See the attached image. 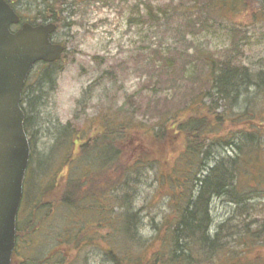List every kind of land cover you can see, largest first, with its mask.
<instances>
[{"label":"rangeland","instance_id":"obj_1","mask_svg":"<svg viewBox=\"0 0 264 264\" xmlns=\"http://www.w3.org/2000/svg\"><path fill=\"white\" fill-rule=\"evenodd\" d=\"M45 1L50 0H22L17 3L19 13L24 19L35 21L39 6ZM67 1L64 13L66 26H60L53 39L56 43H65L67 52L62 61L51 68L50 73L55 74L53 77L49 79L46 76L48 70L39 64L32 78V85L36 86L43 74L42 86L48 90L45 99L36 94L33 100L35 106L40 105L30 113L29 139L32 138L34 159L28 174L37 183L43 181L45 188H53L51 183L55 177H61L62 183L75 177L86 180L91 171L100 169L88 155L79 153V149L89 137L96 138L106 122L116 118L118 122L129 119L132 125L147 121L146 118H153L155 122L164 105L173 107L177 103H187L189 94L199 89L190 80L206 73L205 63L199 59L201 56L222 58L225 52H232L238 65L247 67L253 74L264 73V23L253 17L254 10L257 11L264 0H247L245 4L250 8H242L241 12L228 17H219L214 12L203 17L204 7L208 6L204 1L207 0L196 7H193L195 0ZM166 64L171 68L162 71ZM196 70V75H193ZM51 81L53 86L48 84ZM241 96V103L238 105L237 102L235 108H230L228 102L216 95L214 97V93L204 105L213 107L219 115L230 110L241 112L245 99L256 96L255 87L251 86L248 93ZM231 124L216 128L218 135L226 137ZM234 128L236 133L237 126ZM77 134V138L82 140L76 138L72 148V137ZM130 135L128 141L118 144L123 172L117 173L114 169L111 177L109 173L106 178L99 173L94 179L93 194L99 197L107 195V204L100 200L88 201L80 209L61 205L63 185L56 181L58 185L54 187L51 198L58 201H55L54 209L45 210L46 214L41 216V224L38 225V228H44L38 230L41 232L29 243L32 246L29 249L35 247L34 258L50 255L59 238L72 243L83 228L90 231L93 244L87 246L83 239L79 249L74 244L67 246L68 255L64 253L67 263L64 264H114L108 253L111 247L107 242L109 238L116 255L119 253L124 258H132L137 253L151 257L169 239L170 226L174 227L178 222V209L182 205L175 201L170 203L169 197L177 195L178 190L171 192L170 186H162L160 179L171 171L170 165L179 156L182 145L175 157L165 155L162 164L148 163V166L130 172L126 171V167L134 165L130 162L139 155L148 157L152 155V149L163 146L161 141L144 137L142 133ZM209 143L210 140L207 141ZM210 147L205 161L210 166L223 156L233 157L238 153L236 146L222 142L213 143ZM77 154L78 160L74 161L72 168L64 167L61 172L59 163L63 162L62 159ZM212 154L215 155L214 160L211 159ZM123 182L126 183L118 187L112 205V195L109 194L112 187L109 185L116 183L117 186ZM86 189L81 190V196L87 192ZM125 204L131 212L134 210L137 218L136 233L133 228L130 232L133 237H127L124 225L121 226L122 220L111 226V216L121 212L118 207L124 208ZM210 209L212 233L222 226L221 242L230 251H247L253 244L250 236L264 222V195L240 207L227 198L216 197L212 199ZM19 249H27L25 241ZM248 256L252 260L260 258L264 256V249H250ZM226 257L222 251L212 257L209 264H231ZM124 264L130 263L126 261Z\"/></svg>","mask_w":264,"mask_h":264},{"label":"trees","instance_id":"obj_2","mask_svg":"<svg viewBox=\"0 0 264 264\" xmlns=\"http://www.w3.org/2000/svg\"><path fill=\"white\" fill-rule=\"evenodd\" d=\"M201 1L203 0H195L193 7L199 5ZM245 1L247 0L204 1V4H208V6L205 5L207 7H204L202 16H207V14L213 12L219 17L233 16L235 13L241 12L242 8H250V5H246ZM67 4V0L45 1L39 6V18H42L44 23L53 22L58 27L66 26L64 13ZM253 17L264 23V2L257 11L254 10ZM199 59L200 61L202 59L205 63L206 73L190 80V83L199 89L193 94H189L187 103H177L173 107L164 105V109L158 112L159 116L155 122L152 121L153 118H146L147 121L137 122L136 125H132L129 119L118 122V118H116L106 122L96 138H89L80 147L79 153L88 155L89 159L100 168L91 171L92 173L86 176V180L75 177L69 180L66 179L62 183L60 175H57L60 178H54L51 183L54 184L53 188L52 186L45 188L42 184L43 181L37 183L27 173L24 196L17 221V242L13 260L17 261L18 264H64L67 263L64 256V253L68 255V250L65 249L68 248L67 246L74 244V247L76 246L79 249V243L83 239L85 245L90 246V244H93L90 231L83 228L78 232V237L72 243L59 238V242L55 243L56 247L50 255L46 254L43 257L37 256L34 258L32 253L35 247L32 250L29 249L32 247L29 245L32 242L31 238L41 232L38 230L44 228H38V225L41 224V216L47 208L49 210L54 209L55 201H58L56 198H51V195L54 194V187L58 185L56 181H60L63 185L62 196L59 200L61 205L72 209H80L81 206H84L83 203L88 201L100 200L103 201V204H107V195L99 197V195L93 194L92 191H94L96 185L94 179L97 178L99 173L104 178L108 173L111 177V171L114 169L117 173L123 172L122 162H119L122 153L118 144L124 140L128 141L130 134L138 132L144 134V137L161 141L163 146L152 149V155L148 157L139 155L136 160L130 162L134 165L126 167V171L134 172L148 166V163L160 165L165 161V155L175 157L182 145V151L179 152V156L175 157V161L170 165L171 171L163 174L160 181L165 188H168L167 185H169L171 192L178 190L177 195L175 193L169 197L170 203L175 201L180 203L183 208L179 205V220L174 227L170 226L169 239L151 257L143 253H137L132 258H124L119 253L116 255L112 239L107 240L104 237L111 245L108 253L113 263L124 264L127 261L130 264H209L212 257L218 256L224 251V255H227L226 259L231 261V264H264V256L254 258V260L249 259L248 256L250 249L256 251L264 249V222L250 236L253 244L248 247L247 251L243 252L241 250L236 253L230 251L226 244L221 242L220 230L222 226L212 233L210 215L213 198L224 197L240 207L249 200L264 195V87H260L264 85V73L253 74L247 67L238 65L232 52H225L222 58L201 56ZM58 64L41 63V67L48 70L46 76L49 79L55 75L54 72L53 75L50 73L51 68ZM169 67L166 64L162 71L169 69ZM196 72L197 70L193 75H196ZM42 75L36 86H33L32 81L34 79L32 78L34 75L32 74L23 91L22 105L26 114L25 130L28 136L31 133L32 115L30 113L34 107L40 105V103L36 106L33 104L34 96L38 94L44 99L47 97L46 91L48 88L42 86ZM48 84L53 86L52 81ZM251 86L255 87L256 96L252 99L251 96L245 99L244 108L241 112L226 111L224 112L227 115L226 117L225 115H219L213 107L212 110L204 105L205 100L213 96L214 93V97L216 95L218 99L224 100L225 103L228 102L230 108H235L237 102L238 105L241 103L240 100L243 98L241 95L247 94ZM165 100L168 99L165 98ZM36 101H38V98ZM147 108L152 109V106ZM227 123H232L231 131L226 137H220L216 132V128ZM234 126H237L236 133ZM77 137L78 135L72 137V148H74V140ZM234 139H238V141L235 142ZM208 140H210L209 144H207ZM220 142L225 143L227 146H236L238 153L233 157L223 156L215 161L214 166H210L205 162L211 151L210 146L213 143ZM30 144L32 149L31 165L34 159L32 138ZM78 157L79 154L66 156L62 159L63 162L59 163L60 171L62 172L64 167L68 170L72 168V164L78 160ZM214 157L215 155L212 154L211 159L214 160ZM150 159L155 161H149ZM125 183H120L117 186H115L116 183L109 185V187H112L109 190V194L112 195L113 199L112 205L116 200L114 194L118 192V187ZM86 187L87 192L85 191L81 196V190ZM111 195H108L109 198ZM118 209L121 212L118 211L116 215L111 216V226L115 221L122 220L120 221L121 226L124 225V231L127 237H130V232H133L132 228L136 233V214L133 212L134 210L131 212L126 204L124 208L118 207ZM99 225L95 227L96 230ZM24 241L27 249L20 251L19 248L24 245ZM138 241L139 239H136V242ZM37 243L36 240L35 245ZM138 246H142V244ZM59 248L63 250H58ZM239 254H244V256L236 258ZM215 260L220 261V259Z\"/></svg>","mask_w":264,"mask_h":264},{"label":"water","instance_id":"obj_3","mask_svg":"<svg viewBox=\"0 0 264 264\" xmlns=\"http://www.w3.org/2000/svg\"><path fill=\"white\" fill-rule=\"evenodd\" d=\"M19 22L7 0H0V264H12L31 157L21 105L23 89L36 63H55L66 50L52 41L56 24H23L11 32Z\"/></svg>","mask_w":264,"mask_h":264},{"label":"flooded vegetation","instance_id":"obj_4","mask_svg":"<svg viewBox=\"0 0 264 264\" xmlns=\"http://www.w3.org/2000/svg\"><path fill=\"white\" fill-rule=\"evenodd\" d=\"M8 1H10V0H8ZM11 3L13 4L14 0ZM39 16L40 15H37V17H35V21L30 22V21L26 20L25 22H30L32 24H41V23H43V20H42V18H39ZM15 264H18V262H16Z\"/></svg>","mask_w":264,"mask_h":264}]
</instances>
